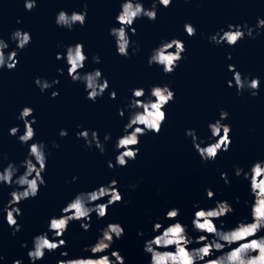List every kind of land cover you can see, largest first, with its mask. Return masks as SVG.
<instances>
[{"label": "water", "instance_id": "95a60500", "mask_svg": "<svg viewBox=\"0 0 264 264\" xmlns=\"http://www.w3.org/2000/svg\"><path fill=\"white\" fill-rule=\"evenodd\" d=\"M123 2L36 0V7L27 11L25 0H0V39L9 45L6 55L11 51L18 53L14 69L0 68V170L13 163L19 168L17 176L23 174L25 169L20 164L35 142L45 144L47 156L43 173L46 184L40 186L35 198L16 205L22 214L16 217L20 231L15 235L2 209L17 186L0 184V255L5 257L0 264H13L15 260L31 264L27 253L33 247V238L48 231L50 218L59 217L61 209L78 193L106 186L112 180L118 182L122 202L109 206L102 219L92 213L90 221H72L62 237L67 246L45 251L44 258L36 264H58L62 259L92 256L83 249L94 244L100 230L109 223H119L124 235L103 254L119 251L124 264H150V254L143 250L145 241L158 234L152 230L155 223L166 227L176 222L165 219L171 208L180 210L176 219L187 226L193 238L202 234L192 227L198 210L194 204L208 209L217 201L227 200L234 211L216 220L218 227L221 220L229 229L244 218L251 219L250 182L243 174L237 177L235 169L240 167L247 172L253 163L264 160V28H256L257 20L264 19V0H172L167 8L157 3L155 20L136 19L135 35L129 29L131 44L127 57L118 55L115 39L109 34L112 27H119L116 16ZM140 2L144 8H151L152 0ZM85 8L87 17L83 26L75 24L69 30L56 24L61 10L71 14ZM186 23L196 29L194 36L185 32ZM230 24L247 25L253 29V36L242 28L245 36L234 46L210 41L221 29L227 31ZM18 29L31 36V42L23 49H18L17 42L11 39ZM172 39L182 41L185 51L175 71L165 74L162 66H149L148 59L153 49ZM77 43L83 44L88 57L79 70L81 75L99 69L109 84L95 102L87 98L85 84L74 82L68 75L66 59L56 58L58 53L66 55L67 47ZM94 56L100 58L99 63L93 62ZM229 65H234L242 78H259L256 96L247 88L237 91ZM57 69H63V75ZM37 77L49 82L58 79L59 83L41 92L35 84ZM229 81H233V87L228 86ZM164 85L175 96L163 109L166 120L159 134L147 132L140 136L136 158L129 160L126 167L110 169L108 162L115 164L116 142L124 135V125L133 111L127 107L132 89L143 88L146 100L153 86ZM53 91L59 93L55 98L51 95ZM113 91L115 99L110 98ZM24 107L33 110L27 119L35 118L32 124L35 137L28 144L18 139L25 131L23 120L18 119ZM121 109L123 117L119 115ZM221 110L228 113L222 123L231 127V144L214 161H203L186 130L195 131L197 142L203 141L202 147L214 143L208 125L220 118ZM13 127L19 128L16 136L9 134ZM62 129L67 136H60ZM83 130L98 133L103 153L77 138V132ZM106 134L111 137L108 141L104 140ZM221 173H227L230 183L221 179ZM207 189L214 192V198H207ZM107 199L96 203H106ZM84 222L90 223L88 231L80 227ZM140 232L143 235H138ZM48 236L54 238L51 232ZM24 243L27 247L21 246ZM64 251L68 252L67 257L61 256Z\"/></svg>", "mask_w": 264, "mask_h": 264}, {"label": "clouds", "instance_id": "9594fccd", "mask_svg": "<svg viewBox=\"0 0 264 264\" xmlns=\"http://www.w3.org/2000/svg\"><path fill=\"white\" fill-rule=\"evenodd\" d=\"M157 3L167 8L171 5L172 0H152L149 9L144 8L140 0H124L121 4V11L116 16L119 27H112L109 30V34L115 39L118 55L124 57L129 55L128 49L131 44L129 29L131 34L135 35L136 29L133 24L136 19L147 17L149 20H155ZM35 7L36 0H25L27 11H31ZM86 17V8L82 12L74 11L71 14L61 10L57 14L55 22L58 26L71 30L75 24L83 26ZM17 23H20V21L18 20ZM242 28L247 29L248 36H253V29L247 27V25L230 24L227 31L221 29L220 32L209 39L217 45L226 42L229 46H234L245 36V31ZM256 28H264V19L257 20ZM184 30L189 36L196 34V29L189 23L184 25ZM11 39L17 42L18 49L25 48L31 42L30 34L19 29L12 33ZM8 47L9 45L3 39H0V68L6 66L8 70H12L18 63L16 59L18 53L17 51H11L6 55L5 49ZM133 51L135 52L136 49ZM184 51V44L178 39L163 41L159 47L153 49L148 64L149 66L153 64L162 66L165 74H171L183 58L182 53ZM56 58L58 60L66 59L68 75L74 82L79 81L85 84V91L89 100L95 102L108 89V81L103 79L102 72L99 69L81 75L79 70L84 67V62L88 59L84 54L83 44L77 43L74 46H68L66 55L62 56L58 53ZM231 58L229 55L228 59ZM93 62L99 63L100 58L94 56ZM57 71L60 75H63V69H57ZM229 71L234 73V85L238 92L247 88L250 90L251 95L256 96L258 94L260 85L258 77L251 80L242 78L241 74L235 70L234 65H229ZM58 83V79L51 82L39 77L35 79V84L41 92ZM228 86L233 87V81H229ZM51 95L55 98L59 93L53 91ZM145 95L143 88L132 89V99L127 107L133 111H130L128 123L124 125V135L118 138L116 142L115 149L118 151V155L115 158V164L111 161L108 162L110 169L117 166L126 167L129 160L136 158L139 154L137 145L140 136L145 135L147 132L159 134L162 123L166 120V113L163 109L174 100L175 96L167 85L153 86L146 100L144 99ZM110 98H116L114 91L110 94ZM32 114L33 110L29 107H24L19 114L18 119L23 120L25 126L23 135L18 137L22 144H28L35 137V130L32 127L35 118L33 117L31 121L27 119ZM124 114V110L121 109L119 115L123 117ZM227 118L228 113L221 110L220 118L215 123L208 125L211 132L210 139H215V142L204 147L201 146L203 141L197 142L198 138L194 130H186L185 134L192 138L193 145L203 161H214L220 151H228L231 144V127L222 123ZM18 131V127H13L9 130V134L16 136ZM67 135L66 130L62 129L60 131L61 137ZM76 135L78 139H83L89 148L95 145L101 153L104 152V145L101 143L96 131L83 130L77 132ZM110 138V135L106 134L104 140L108 141ZM56 146L58 147V145ZM45 147L43 142H35L29 146L27 157L20 164V167L25 169L23 174L17 176L19 168L13 163H9L0 170V184L11 186L14 183L17 186L16 190L9 193L11 199L2 209L6 213L8 226L14 229L13 235L20 231L16 217L22 214L21 209L16 205L26 199L35 198L39 194L40 186L46 184L43 177L47 164ZM242 174L243 178L250 182V194L253 197L250 204V221L248 218H244L238 221L234 227L226 229L223 220H221L218 227L215 221L234 211L227 200L217 201L214 207L208 209L194 204L193 207L198 210L194 213L191 222L192 227L194 231L202 234L193 238L188 234L187 226L176 219L180 215V210L171 208L166 212L165 219L176 222L166 227L162 223H155L152 230L158 234L145 241L143 250L145 253L150 254V264H264V235H260L264 231V160L253 163L247 172L237 167L235 175L239 177ZM76 179V177H73V180ZM221 179L226 184L230 183L227 173H221ZM117 183L116 180H112L106 186H100L89 192L78 193L61 209L59 217H51L48 223V231L33 238V247L27 253L31 264H36V261L42 260L45 251L53 252L58 248L67 246L62 237L72 221H90L92 213H96L97 218L102 219L107 215L109 206L122 202L123 197L116 187ZM206 194L209 199L214 198L215 195L211 189H207ZM106 197L108 198L106 203H96ZM237 202H239L238 198ZM245 204L248 205L249 202L245 201ZM80 227L84 231H88L90 223H81ZM48 232L53 233V239L49 238ZM123 235L124 228L119 223H109L100 230L96 242L85 246L83 249L85 252H90L92 256L62 259L58 261V264H124V258L119 251H111L110 255L103 254L111 248L115 240L120 239ZM138 235H143V232L138 233ZM193 244L200 246L190 247ZM21 246L27 247V244L24 243ZM169 248H174V251L162 250ZM216 253H219V255H215ZM61 256L67 257L68 252H61ZM4 259L5 257L0 255V261ZM13 264H22V262L15 260Z\"/></svg>", "mask_w": 264, "mask_h": 264}]
</instances>
